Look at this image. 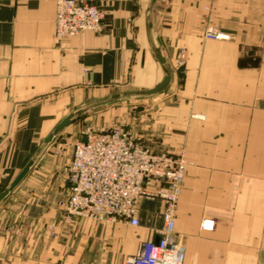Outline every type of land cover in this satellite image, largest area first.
Segmentation results:
<instances>
[{
	"label": "crops",
	"instance_id": "0c3cea01",
	"mask_svg": "<svg viewBox=\"0 0 264 264\" xmlns=\"http://www.w3.org/2000/svg\"><path fill=\"white\" fill-rule=\"evenodd\" d=\"M85 1L104 11L102 30L59 41L56 0H0V193L67 115L167 74L151 0ZM208 26L223 38L204 37ZM153 37L173 81L147 135L191 161L176 210L185 264H264V0H159ZM74 123L0 202V264H123L163 231L160 198L140 201L138 226L66 215Z\"/></svg>",
	"mask_w": 264,
	"mask_h": 264
},
{
	"label": "built area",
	"instance_id": "2783aa9c",
	"mask_svg": "<svg viewBox=\"0 0 264 264\" xmlns=\"http://www.w3.org/2000/svg\"><path fill=\"white\" fill-rule=\"evenodd\" d=\"M104 12L85 0H56L55 34L61 41L87 31L102 30ZM205 37L222 39L215 27ZM185 166L165 153L136 141L124 128L90 130L74 147L67 167L68 198L61 204L67 216L111 219L138 226V205L144 198L165 200L164 229L158 239L141 243L124 264H185V249L175 236V207ZM155 190L149 191L150 186ZM208 220L204 228L208 229Z\"/></svg>",
	"mask_w": 264,
	"mask_h": 264
},
{
	"label": "rangeland",
	"instance_id": "374dc122",
	"mask_svg": "<svg viewBox=\"0 0 264 264\" xmlns=\"http://www.w3.org/2000/svg\"><path fill=\"white\" fill-rule=\"evenodd\" d=\"M104 19H105V16H104ZM211 27H215V26H208L203 33L204 37H205V33L207 29ZM102 28H103V22H102ZM184 64H185V55H182L178 59L177 70L183 71ZM124 91H132V90H124ZM121 92L123 91H117V92H114L113 94L121 93ZM111 95L102 96V94L98 93V98L93 102L103 100L107 97H110ZM159 95L160 94L148 95V96L146 95L145 96H129V97H125V98H122L116 101L103 102V103H100L98 105H95L89 108L77 117V119L74 121L75 123L73 122L75 125V129H74L71 139L72 140L78 139V142L81 141V139L85 137V132L88 129L98 131V130H103V129H111L115 127L124 128L133 135V137L136 139L137 142L145 145L150 150L156 153H165L169 155L170 157H172L174 160L182 162L185 166V169H184L183 181L181 183V193L179 195V198H178V201L175 207V218H176L177 217L176 216L177 206L179 204V201L183 193V186H184L185 177H186V168L191 163V161L187 155L186 147L184 144L180 147L178 152H171L163 147H160L159 145H156L157 143L154 142L155 139L147 135L148 133L147 129L153 123V117H152L153 100L155 99V97H158ZM73 153H74V149H73ZM67 167H66V174H67ZM150 187H149V191L152 192L153 190H155L156 185L152 186V188ZM157 198H160V197H153V198H148V199H157ZM104 220L119 221V220H111V219H104ZM205 221L206 220H203L201 224L203 229H204ZM213 226H214V223L212 222L210 228H212ZM175 236H176V230H175Z\"/></svg>",
	"mask_w": 264,
	"mask_h": 264
},
{
	"label": "water",
	"instance_id": "95a60500",
	"mask_svg": "<svg viewBox=\"0 0 264 264\" xmlns=\"http://www.w3.org/2000/svg\"><path fill=\"white\" fill-rule=\"evenodd\" d=\"M159 0H151L148 13H147V23H148V35L151 43V47L153 50V53L157 60L160 62L162 66L165 67L167 74L165 75L162 82H160L158 85H156L152 89H146V90H132V91H123L121 93H116L111 95L110 97H107L103 100L96 101L93 103H90L84 107H81L77 109L76 111L70 113L67 115L63 120H61L56 127L52 130V132L44 139L42 144L39 146L33 157L29 160V162L26 164V166L20 171V173L17 175V177L13 180L11 185L0 193V202L7 197L22 181L23 179L28 175V173L32 170V168L35 166V164L38 162L40 157L43 155L47 147L55 140L57 136L60 135V133L71 123H73L76 118L82 114L87 109L98 105L103 102H110V101H116L120 100L125 97L129 96H148V95H156L164 93L169 89L171 86V83L173 81V73L171 68L169 67V64L167 62L166 57L163 55V52L160 47L157 46L155 43L154 37H153V14L154 9L156 6V3Z\"/></svg>",
	"mask_w": 264,
	"mask_h": 264
}]
</instances>
